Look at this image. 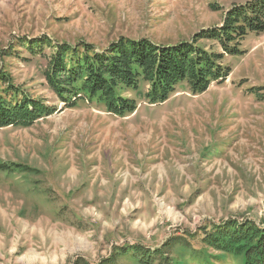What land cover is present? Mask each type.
I'll use <instances>...</instances> for the list:
<instances>
[{"label":"rangeland","instance_id":"1","mask_svg":"<svg viewBox=\"0 0 264 264\" xmlns=\"http://www.w3.org/2000/svg\"><path fill=\"white\" fill-rule=\"evenodd\" d=\"M247 1L0 0V71L49 109L31 126L0 129V264H101L120 246L153 251L226 219L264 226V33L248 32L236 45L243 54L220 61L230 74L200 94L178 88L149 104L125 90L137 102L125 116L74 98L64 105L44 78L54 48L33 55L21 42L176 44L220 27ZM190 245L215 255L213 264H241ZM165 253L206 264L187 246Z\"/></svg>","mask_w":264,"mask_h":264},{"label":"trees","instance_id":"2","mask_svg":"<svg viewBox=\"0 0 264 264\" xmlns=\"http://www.w3.org/2000/svg\"><path fill=\"white\" fill-rule=\"evenodd\" d=\"M248 32L264 33V0L233 6L226 11L220 27L202 29L190 41L176 44L158 45L146 38L123 36L103 48L84 41L53 44L46 37L21 42L33 55L42 54L45 45L54 48L44 78L64 105L74 106V98L125 116L137 109L136 99L124 96L125 90L135 93L143 102L159 104L174 95L178 88L187 89L193 95L200 94L212 81L226 79L231 69L223 67L220 61L224 56L243 54L236 45ZM200 38L218 45L220 51L198 45ZM48 113L49 109L42 102L21 94L9 75L0 71V129L28 127ZM198 240L203 247L242 256L241 264H264V226L251 220L229 219L205 226L195 235H177L167 241L168 245L153 251L140 245L120 246L113 258L101 264L111 263L120 255L126 260L137 259V264H153L157 258L163 264H179L180 255L175 261L163 256L174 246H187L191 255L201 253L200 261L213 264L211 259L216 258L215 255L190 245Z\"/></svg>","mask_w":264,"mask_h":264}]
</instances>
